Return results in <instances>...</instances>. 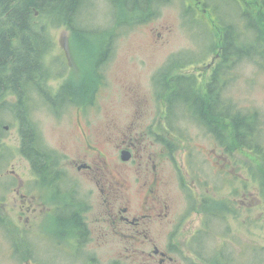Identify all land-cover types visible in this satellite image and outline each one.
I'll return each mask as SVG.
<instances>
[{
    "label": "rangeland",
    "instance_id": "374dc122",
    "mask_svg": "<svg viewBox=\"0 0 264 264\" xmlns=\"http://www.w3.org/2000/svg\"><path fill=\"white\" fill-rule=\"evenodd\" d=\"M161 1L157 13L147 21L119 29L116 35L110 36L109 50L100 69H95L98 66L95 62L103 52L101 44L108 41V30L119 20L109 0H89L83 10L82 23L93 30L75 39L73 48L69 47L71 33L66 26L50 30L54 46L47 55L51 69L44 86L55 94L62 84L76 83V87L87 89V95L80 99L91 97L92 101L85 105L65 104L54 112L42 95L34 91L30 117L42 145L54 153L57 171L66 179L64 183L75 191L74 201L82 203L77 208H81L85 230L91 233L86 234L83 258L78 261L72 260L68 246H61L55 239L49 242L47 238L49 241L43 243L37 237L32 238L31 248L41 264L148 263H144V257L152 252V246L130 244L123 237L92 232L98 219L105 216L104 202L95 180L78 172L70 160L78 157L76 159L92 164L96 160L105 170L106 160L111 167L113 157L108 148L112 153L114 150L108 136L128 132L136 113L141 115L137 121L143 126L146 124L148 131H159L156 120L161 110L167 108V95L158 89L161 82L157 84V80L163 81L161 69L168 65L179 66L170 70L169 79L193 76L199 94L205 97V86L221 62V57L212 61L220 50L221 24L216 27L217 31L214 29L220 21L244 26L241 17L247 12L254 26L264 31V24L258 23L262 10L259 0ZM120 17L127 18L122 17L121 11ZM255 61L242 59L231 65L227 70L233 76L223 75L229 80L223 82L220 92L226 102L230 100L238 108L259 112L264 144V67L261 66L264 61ZM95 72L101 77L94 79L97 89L91 92ZM188 96L179 93L173 99L172 134L163 133L164 143L157 142L152 133L144 139H148L147 152L163 153L164 196L170 205L167 219L151 222L147 227L154 228L153 236H160L155 239L156 245L173 257V261L166 264H264V163L234 141L233 129L228 124L222 122L212 127L218 129L219 136L210 132L196 116L200 113L198 108L183 107ZM3 115L0 146L6 156L0 160V264H30L25 244L31 238L25 222L30 214L26 208H21V204L26 205L28 201L19 197L15 176L19 174L23 182L21 193L27 194L32 186L29 183L31 169L19 153L16 118L9 111H4ZM150 140L155 145L149 144ZM119 162H122L120 158ZM126 167L130 174L141 169L138 162L132 160ZM66 188L61 187L54 196L52 193L49 201L52 213L47 229L56 239L63 229L67 231V208L62 204L68 196ZM118 191L124 193L122 189ZM213 201L226 204L219 218L212 216L211 211L204 214ZM138 202L141 199L138 198ZM197 234L203 236L204 244L198 243ZM192 246L202 250L200 259H194ZM30 261H33L31 256Z\"/></svg>",
    "mask_w": 264,
    "mask_h": 264
},
{
    "label": "trees",
    "instance_id": "16d2710c",
    "mask_svg": "<svg viewBox=\"0 0 264 264\" xmlns=\"http://www.w3.org/2000/svg\"><path fill=\"white\" fill-rule=\"evenodd\" d=\"M109 1L113 4L115 13L119 14V20L108 30L110 31L108 32V41L101 44V51L103 52L95 62L98 65L95 69H100L105 62L112 34L116 35L115 32L119 29H129L136 24L147 21L157 13L158 5L162 3L161 0ZM259 1L262 10L258 14V23L262 26L264 24V0ZM88 2L89 0H0V132L3 130L1 124L5 118L3 113L9 111L18 123L20 155L34 160V165L40 164L37 167H42L43 170L47 169L48 166L50 167L53 196L61 189L55 183V180L59 178L58 161L55 160L54 153L42 145L37 127L30 117L31 100L33 99L31 93L35 91L42 95L45 103L54 112L61 110L65 104V106L69 103L85 105L92 101L91 97L90 99H85L86 97L80 99L82 95H87V89L76 87V83L62 84L55 94L44 86L51 69L47 64V55L54 46L50 30L66 26L71 33L69 47L70 49L73 48L75 39L79 40L81 35L86 36L93 30L82 23L83 10ZM120 11L122 17L126 15L127 18H121ZM205 11L207 10L205 9ZM241 18L244 26L236 23L225 24L220 21L214 27L216 29L221 24L220 34L222 36L219 47L221 62L212 74L205 97L199 94L193 76H190L189 80H184L181 75L169 79L170 70L178 68V65L170 66L167 63L168 66L161 69L164 71L161 76L163 81L158 79L157 84L161 82L158 89L166 93L165 107L169 110H171V106L173 107V99L179 93H185V96L189 95L185 97L187 99L184 100L185 105L183 107L198 108L200 113H197L196 116L210 132L219 136L218 129H212V127L217 126V124L221 125L222 122L225 125L228 124L233 129L234 141L252 151L264 163V144H262V124L259 112L256 109L238 108L230 100L226 102L220 92L223 82L227 81L228 83L229 80L223 75L233 76L228 74L229 71L227 70L232 68L231 65L240 62L242 59L254 61L261 59V62L264 61V31L260 26H254L255 24L247 12H244ZM103 46H106L104 50L102 49ZM94 60L95 58L92 61ZM261 66L264 67V65ZM100 77V74L95 72L92 83H90L91 92L97 89V85L93 84L94 79ZM172 96L174 97L172 98ZM174 105L176 104L174 103ZM178 105L176 106L182 107V105ZM170 114H167L168 118H170ZM168 127L170 130L173 129L171 121L168 122ZM2 150L3 147L0 146V160L6 156V152ZM66 192L68 196L62 204L66 205L68 221H72L71 224H76L80 228L82 226L80 224L81 208L74 207L82 203L74 201L70 192L68 190ZM62 198L65 199L63 195ZM204 202L207 203V200L204 199ZM225 205V203L213 201L212 206H208L204 214L207 215L211 211L212 216L219 218V213L226 208ZM226 264L230 263L227 262Z\"/></svg>",
    "mask_w": 264,
    "mask_h": 264
},
{
    "label": "flooded vegetation",
    "instance_id": "af4514ba",
    "mask_svg": "<svg viewBox=\"0 0 264 264\" xmlns=\"http://www.w3.org/2000/svg\"><path fill=\"white\" fill-rule=\"evenodd\" d=\"M219 57L220 50L219 53L213 56L212 61L215 62ZM185 79L189 80V77H184V80ZM194 81H196L195 78ZM208 84L205 86L206 89ZM168 112H171L168 108L162 109L159 114V119L156 120V128H158L160 132H153V130L151 132L148 131L147 127H144L146 124L143 126L142 122L137 121L141 115L136 113L129 125L128 132L123 131L121 136L116 137L112 134L109 135L108 139L114 151L112 153L109 148L108 151L113 157V160H111L113 165L109 167L107 165L108 162L105 160L106 170L100 168L96 160H92L94 164L84 159H76L78 157H73L70 160L72 167H75L78 172H84V174L95 180L96 185L99 186L101 199L104 202L102 212L105 216L98 219L92 232L107 235L108 237L112 235L123 237V239L130 244H139L142 246L148 244L152 246V252H147V257H144V263L148 262L147 264H155L156 261L158 264H166L167 262L173 261V257L168 254L166 249H160L156 245L155 239H158L160 236H153L151 234L154 228L147 227L151 222L167 219L170 205L164 196L166 186L164 184L165 181L161 168L163 153L155 150L147 152L146 144H148V139L144 141V139L152 133L157 142L164 143V138L162 137L163 133L172 134L171 130H169L168 122L171 121L172 123L175 117L174 114H170V118H168ZM136 128L138 132L134 131ZM134 132L137 133L134 134ZM149 144L155 145V142L150 140ZM123 151L129 153V158L127 160L122 159ZM119 158L122 162H119ZM25 159L31 169V178L29 182L30 185H32L30 188L31 191L27 194L21 193L23 182L19 174H16L17 176H15V178L17 181L16 191L19 193V197H21L22 201H28L26 205L22 203L21 208H26V211L30 214L25 220L31 232L29 242L25 243L30 264H41V261L36 258L31 248V239L34 237H37L39 242L43 243L49 241L47 238L50 239L49 242H51V238H53L57 241L56 243L61 246L66 245L71 249L70 253L72 251L73 256L72 260L73 258L75 259L74 261L81 260L84 254L82 251L83 244L87 241L86 234L89 232L91 233V231L85 230V221L83 220L80 222L82 225L80 228H78L76 224H71L72 221H67L65 223L67 225V231L65 232L63 229L59 239L52 237L47 229L48 218L52 213V208L49 206L53 186L52 172L49 166L47 169L43 170L41 169L42 167H37L40 164L37 166L34 165V160L29 158ZM130 160L138 162V166L141 169H138L137 173L130 174L128 172L129 170L126 164ZM12 174H15V171H12ZM65 180L66 179L62 178V173L59 171V178L55 180V183L62 188L67 187L66 190L70 191V196L74 198L73 195L75 191L64 183ZM119 189H122L124 193L119 192ZM138 198L141 199L140 203L138 202ZM123 200L127 202L121 204ZM155 230H157V228H155ZM202 237L203 236H200V234H197L199 244H204ZM173 240L172 238L171 242H173ZM192 250L194 259L199 258L198 256L202 254V250H197L194 246H192ZM142 251L146 252L144 250ZM15 252L19 254L18 251ZM21 254L24 255V253ZM30 256L33 261H30Z\"/></svg>",
    "mask_w": 264,
    "mask_h": 264
},
{
    "label": "water",
    "instance_id": "95a60500",
    "mask_svg": "<svg viewBox=\"0 0 264 264\" xmlns=\"http://www.w3.org/2000/svg\"><path fill=\"white\" fill-rule=\"evenodd\" d=\"M128 158H129V153L123 151V153H122V159H123V160H127Z\"/></svg>",
    "mask_w": 264,
    "mask_h": 264
},
{
    "label": "bare ground",
    "instance_id": "6f19581e",
    "mask_svg": "<svg viewBox=\"0 0 264 264\" xmlns=\"http://www.w3.org/2000/svg\"><path fill=\"white\" fill-rule=\"evenodd\" d=\"M40 95V94H39Z\"/></svg>",
    "mask_w": 264,
    "mask_h": 264
}]
</instances>
